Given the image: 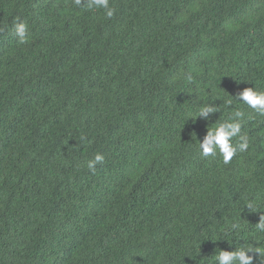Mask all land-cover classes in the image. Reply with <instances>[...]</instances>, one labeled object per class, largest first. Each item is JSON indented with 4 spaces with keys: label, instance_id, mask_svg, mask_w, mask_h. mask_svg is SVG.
Listing matches in <instances>:
<instances>
[{
    "label": "trees",
    "instance_id": "1",
    "mask_svg": "<svg viewBox=\"0 0 264 264\" xmlns=\"http://www.w3.org/2000/svg\"><path fill=\"white\" fill-rule=\"evenodd\" d=\"M109 2L0 0V264L264 251V116L235 98L264 91V0ZM204 105L220 111L195 119ZM237 108L248 150L203 157Z\"/></svg>",
    "mask_w": 264,
    "mask_h": 264
},
{
    "label": "clouds",
    "instance_id": "2",
    "mask_svg": "<svg viewBox=\"0 0 264 264\" xmlns=\"http://www.w3.org/2000/svg\"><path fill=\"white\" fill-rule=\"evenodd\" d=\"M84 0H75L76 5H81ZM84 7L87 10L103 9L107 18H112L115 14V9L110 6L109 0H86ZM16 35L19 37V42L24 43L26 40L28 28L24 22H18L15 25ZM190 82L192 77H187ZM236 100L241 104L246 105L252 111L264 116V91H258L254 87L245 88L235 96ZM228 105H232V100H229ZM220 111L218 106L204 105L200 107L196 118L211 120L210 114ZM245 117V112L239 108L232 111L230 118L216 124L213 129H207L206 135L199 144V150L203 157L222 156L224 163H229L232 158L239 152H246L249 148V138L247 134H242V123ZM195 119L193 121H195ZM216 123V122H215ZM233 138H238L234 143ZM104 156L97 153L93 159L87 161L89 171L95 173L98 164L104 162ZM253 205H247L251 209ZM237 225H233L236 228ZM257 230L264 232V214L259 218L256 224ZM258 253L260 264H264V251L254 250L252 246H239L234 251L220 250L215 256L216 264H253L256 257L249 253Z\"/></svg>",
    "mask_w": 264,
    "mask_h": 264
}]
</instances>
